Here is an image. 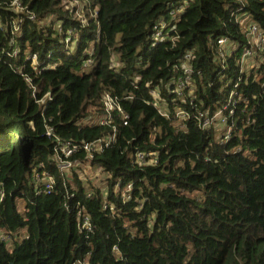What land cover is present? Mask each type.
Masks as SVG:
<instances>
[{
    "label": "trees",
    "instance_id": "obj_1",
    "mask_svg": "<svg viewBox=\"0 0 264 264\" xmlns=\"http://www.w3.org/2000/svg\"><path fill=\"white\" fill-rule=\"evenodd\" d=\"M12 1L0 0V264H264V47L250 69L239 63L246 24L264 33V0H18L21 12ZM69 3L84 4L81 18ZM159 19L178 38L152 47ZM220 38L231 48L218 61ZM187 52L192 104L170 93ZM105 94L127 125L106 112ZM224 107V125L200 127L197 112ZM46 127L111 142L92 160L74 155L78 173L65 174ZM139 152L156 164L137 163ZM40 163L55 178L49 194L32 184ZM88 167L101 174L83 182Z\"/></svg>",
    "mask_w": 264,
    "mask_h": 264
},
{
    "label": "built area",
    "instance_id": "obj_2",
    "mask_svg": "<svg viewBox=\"0 0 264 264\" xmlns=\"http://www.w3.org/2000/svg\"><path fill=\"white\" fill-rule=\"evenodd\" d=\"M11 6H14L18 11H23L18 0H13L11 2ZM184 10V6H178L175 9L169 12L170 21L176 20L178 15L181 14ZM34 15H30V19L34 20ZM170 21L159 19L153 27V35L151 37V46L154 47L159 43L171 41L174 43L177 41L178 36L172 35V32L175 30V26L170 24ZM246 36L248 38L250 48H244L240 57L239 63L241 64V69L246 71L251 68L249 64L246 68L245 65L250 59L254 56V50H262L264 47V33L261 32L258 27L249 22L246 24ZM68 40H66V43ZM217 52H218V61H220L231 48V45L228 43L227 39L220 38L217 40ZM192 59L191 52H187L180 64V69L182 72V76L177 80L176 87L170 91L171 94H175L180 100H184V92L186 91V96L190 99V103L192 104L194 99V83H193V75L190 67V61ZM26 61L30 62L32 67L37 66V57L36 55L32 54L30 57L26 58ZM237 85H235V88ZM35 91V90H34ZM150 94L153 100L159 105L160 94L159 89L156 87L150 91ZM51 100L50 94H46L43 99L39 100L38 102L43 104L44 101ZM103 104L105 107L106 112L111 113L117 111L121 114L122 125H127L128 116L122 111L120 106L116 103V101L109 95L105 94L103 97ZM227 107H224L222 110L216 111L214 117L209 119L205 115V112H197L198 115L199 125L202 129H208L211 124L213 123V119H216V123L224 125L226 123V119L222 115H233V111H229L228 114H224ZM187 114L179 110L176 112V116L181 119L187 118ZM110 123L109 119H101L99 124L100 125H108ZM115 131V130H114ZM46 137L54 140V154L51 157V162L55 165L56 169L65 174H70L72 171H76L77 167L79 166L78 161H73L71 158L79 152H84L87 155L88 160H92L94 155L98 152H101L104 148L109 146L111 142L109 138H102L98 139L93 142H81V143H74L72 141L62 140L56 137L53 134V129L50 127H46ZM226 140L228 137H225ZM136 162L140 165H155L156 158L154 154H144V153H137L135 155ZM32 184L34 185L36 194H49L54 190L55 186V178L54 176L45 169L42 163L38 164L34 170L32 171ZM131 191V185H128L125 193L123 194L124 199H129L128 194ZM4 194L3 190L0 188V207L1 203L3 202ZM67 207V206H66ZM104 209L107 208V205L104 204ZM80 231H86L87 233L91 232L93 227L90 222V219L87 215H84L79 220ZM0 239L2 241H6L9 239V236L6 234L1 233L0 231Z\"/></svg>",
    "mask_w": 264,
    "mask_h": 264
},
{
    "label": "rangeland",
    "instance_id": "obj_3",
    "mask_svg": "<svg viewBox=\"0 0 264 264\" xmlns=\"http://www.w3.org/2000/svg\"><path fill=\"white\" fill-rule=\"evenodd\" d=\"M67 8L70 9V8H76L78 11H77V17H80L81 18V10H83L84 8V4L83 3H69L68 5L66 4ZM243 19V18H241ZM52 20H55V18L53 17ZM51 21V20H50ZM247 69V68H246ZM78 173V169L76 171ZM101 174V172L97 169H94V168H86L84 169V171H79V178L85 182L86 179H93L95 177H99Z\"/></svg>",
    "mask_w": 264,
    "mask_h": 264
}]
</instances>
